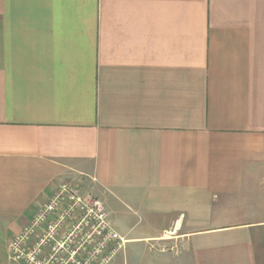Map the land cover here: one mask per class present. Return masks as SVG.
<instances>
[{"label": "crops", "instance_id": "crops-1", "mask_svg": "<svg viewBox=\"0 0 264 264\" xmlns=\"http://www.w3.org/2000/svg\"><path fill=\"white\" fill-rule=\"evenodd\" d=\"M64 183L112 264H264V0H0V264Z\"/></svg>", "mask_w": 264, "mask_h": 264}, {"label": "built area", "instance_id": "built-area-1", "mask_svg": "<svg viewBox=\"0 0 264 264\" xmlns=\"http://www.w3.org/2000/svg\"><path fill=\"white\" fill-rule=\"evenodd\" d=\"M126 243L102 200L64 183L10 241L9 252L22 264H112Z\"/></svg>", "mask_w": 264, "mask_h": 264}, {"label": "rangeland", "instance_id": "rangeland-1", "mask_svg": "<svg viewBox=\"0 0 264 264\" xmlns=\"http://www.w3.org/2000/svg\"><path fill=\"white\" fill-rule=\"evenodd\" d=\"M120 256H122V254H119V255L117 256L116 259H117V260L120 259ZM116 259H115V260H116Z\"/></svg>", "mask_w": 264, "mask_h": 264}]
</instances>
